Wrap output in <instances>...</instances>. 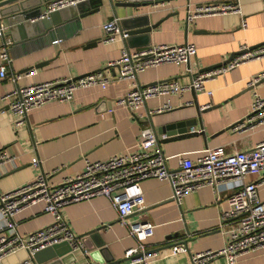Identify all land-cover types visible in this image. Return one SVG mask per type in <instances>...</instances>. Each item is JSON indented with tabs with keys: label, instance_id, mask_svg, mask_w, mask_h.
<instances>
[{
	"label": "crops",
	"instance_id": "crops-1",
	"mask_svg": "<svg viewBox=\"0 0 264 264\" xmlns=\"http://www.w3.org/2000/svg\"><path fill=\"white\" fill-rule=\"evenodd\" d=\"M213 1L225 0H153L150 6L138 7L116 5L118 0H101L97 11L63 23L52 33L29 38L17 35V39L12 38L7 23L0 18L3 26L0 43L4 37L11 40L8 74L22 73L16 80L9 75L0 78V148H6L14 156L13 164L0 171V194L30 182L38 173L56 170L51 180L57 182L79 173L84 159L103 160L131 149L139 141L143 128L156 132L169 122L187 118L200 120V127L198 124L192 127L194 132L187 129V133H196L194 136L159 142L168 168H175L179 157L194 161L208 151L218 154L246 151L264 139V125L249 128L245 120L254 95L264 97V81L243 90L251 78L264 73V57L241 61L206 80L204 86L211 90L210 95L193 90L178 95L161 94L147 98L134 114L116 102L131 87V82L116 79V68L106 64L118 57L121 48L133 50L137 46L128 42V35L112 42L102 41V23L114 17L126 30L125 20L150 11L152 21L160 22L151 31L148 45L187 41L196 46L195 54L186 62L163 63L139 72L135 81L139 85L167 78L186 83L200 67L223 61L242 45L264 42L263 0H237L239 12L185 19L187 6ZM242 19L245 27L241 25ZM43 61L46 63L37 66ZM30 68L34 72L25 75ZM98 69L109 78L105 88H78L69 100L50 101L31 109L21 125H13L8 98L2 96L16 86L80 76ZM166 101L171 104L170 109L147 114V110ZM33 158L39 160L37 166L31 164ZM140 187L143 207L125 220L153 226L145 251L156 252L157 257H148L147 264H188L191 254L220 249L226 242L220 223L221 214L231 207V191L202 187L184 195L177 204L171 200V189L165 181L148 178L140 182ZM258 196L264 199V187L258 190ZM61 214L73 235L80 237L81 249L73 251L76 257L73 264H98L85 248L94 251L93 239H88L87 233L101 226L108 227L99 234L107 252L94 255L95 259L120 261L124 259V251L136 245L127 227L118 223L116 210L105 196L67 204L61 208ZM13 221L17 233L25 235L50 223L51 216L43 210V203L38 202L16 213ZM229 222L222 229L229 228ZM174 244H183L187 252L172 255L169 248ZM27 257L26 251H19L6 257L4 264H21ZM206 264H226V260L218 256ZM233 264H264V246L238 257Z\"/></svg>",
	"mask_w": 264,
	"mask_h": 264
},
{
	"label": "built area",
	"instance_id": "built-area-1",
	"mask_svg": "<svg viewBox=\"0 0 264 264\" xmlns=\"http://www.w3.org/2000/svg\"><path fill=\"white\" fill-rule=\"evenodd\" d=\"M79 1L82 0H49L41 16ZM239 11L237 0L198 3L193 7L187 6L185 19L189 21L197 16ZM241 25L245 27L244 19ZM102 29L103 42H112L127 36L126 30L120 27L116 17L103 22ZM0 35L3 36L1 24ZM10 43L9 37H4L0 43V78L9 75L12 80H16L22 73L8 74L11 62L8 53ZM241 49L244 51L229 62L197 71L186 83L174 78L146 85L136 84L135 81L137 74L146 68L163 63L179 64L188 61L196 52V46L192 42L150 44L133 50L123 47L118 57L106 65L116 68V79L131 82V87L116 102L134 114L147 98L153 96L178 95L191 89L210 95L211 90L204 86L206 80L214 78L241 61L264 57V43L253 48L242 45ZM33 72L34 68H30L24 74ZM262 75L264 73L251 78L247 85H253ZM108 82L109 78L104 71L98 69L78 77L64 76L19 85L2 98H8L7 108L14 116L13 125L18 126L31 109L50 101H67L78 88L88 86L105 88ZM170 108L171 104L166 101L155 109L147 110V114ZM245 120L249 128L264 125V97L254 95ZM190 132H194L193 128H190ZM165 138L164 134L159 135L150 128H143L134 147L121 154L96 161L84 159L79 173L66 176L57 182L51 180L56 170L51 173H38L30 182L1 193L0 264H4L6 257L19 251H26L30 257L39 250L61 242H67L72 250L81 249L79 237L71 232L62 217L61 208L96 196H105L110 200L116 210L118 223L127 227L128 234L136 242L134 247L124 251L123 257L127 261L116 264H147L148 257H157L156 252L147 254L145 251V243L153 234V226L150 223L130 224L125 219L134 210L143 207L140 182L148 178L167 182L171 189L170 198L177 204L184 195L202 187H210L217 192L231 191V207L221 214L220 223L221 232L226 234V242L220 249L191 254L188 264H206L218 256L224 257L226 264H233L238 257L263 247L264 199L259 198L258 190L264 187V139L246 151H233L230 154L208 151L194 161L179 157L176 167L168 168L166 158L159 148V142ZM13 161L14 156L6 148H0V171L13 164ZM31 164L37 166L39 160L33 158ZM38 202L43 203V210L51 216L50 223L25 235L17 233L13 216ZM227 221H230L229 228L222 229L228 225ZM169 249L172 255L187 252L183 244L171 245Z\"/></svg>",
	"mask_w": 264,
	"mask_h": 264
},
{
	"label": "water",
	"instance_id": "water-1",
	"mask_svg": "<svg viewBox=\"0 0 264 264\" xmlns=\"http://www.w3.org/2000/svg\"><path fill=\"white\" fill-rule=\"evenodd\" d=\"M48 1L49 0H0V18L4 19L7 23L13 39H17V35H19L20 38H29L50 32L52 33L54 28L62 25L63 23L78 20L87 13L97 11L101 3V0H82L76 4L50 11L46 16H41ZM133 1L134 0H118L115 4L138 7L150 6L153 3V0H140L139 2ZM154 1L157 2L158 0ZM125 22V25L127 26L126 32L128 35V42L133 43L131 45H136L137 47H144L149 44L150 33L156 28L160 20L153 22L152 14L149 11L143 14H136L135 16L125 20ZM134 39H138V42L134 43ZM263 43L264 42L254 44L248 48H253ZM243 51L244 49L234 51L223 61L209 66L200 67L197 71H204L221 64H225ZM45 63L46 61L39 62L37 66ZM263 81L264 75H262L254 84ZM253 85H248L243 90L251 89ZM197 124L199 127L201 126L199 119L187 118L185 120L169 122V124L157 128L156 132L154 130L153 131L159 135L163 133L168 139H180L183 137L194 136L196 133H187V129L192 128ZM106 228L108 227L101 226L87 233L89 235L88 239H93L92 241L94 242V251L85 248V250L88 251L89 257H91L94 261H97L98 264H116L126 262L127 259H122L120 261H112L111 259H106L105 261L95 259L94 255H100V253L102 254L104 251L107 252V250L102 247L103 241L99 235L100 231ZM73 251L74 250L71 249L67 242H61L35 252L32 256L27 257V259L21 264H73L76 261ZM107 254L110 256L109 253Z\"/></svg>",
	"mask_w": 264,
	"mask_h": 264
}]
</instances>
